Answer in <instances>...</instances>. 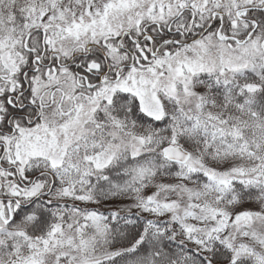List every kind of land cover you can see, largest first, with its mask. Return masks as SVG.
<instances>
[{
	"label": "snow or ice",
	"instance_id": "snow-or-ice-1",
	"mask_svg": "<svg viewBox=\"0 0 264 264\" xmlns=\"http://www.w3.org/2000/svg\"><path fill=\"white\" fill-rule=\"evenodd\" d=\"M0 264H264V0H0Z\"/></svg>",
	"mask_w": 264,
	"mask_h": 264
}]
</instances>
